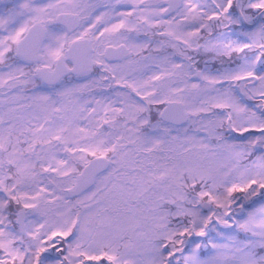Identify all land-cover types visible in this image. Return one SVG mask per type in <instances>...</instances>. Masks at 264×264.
<instances>
[{"label": "snow or ice", "instance_id": "obj_1", "mask_svg": "<svg viewBox=\"0 0 264 264\" xmlns=\"http://www.w3.org/2000/svg\"><path fill=\"white\" fill-rule=\"evenodd\" d=\"M0 264H264V0H0Z\"/></svg>", "mask_w": 264, "mask_h": 264}]
</instances>
